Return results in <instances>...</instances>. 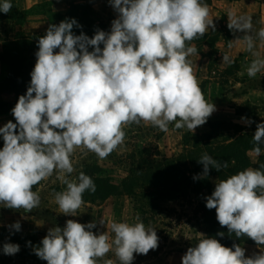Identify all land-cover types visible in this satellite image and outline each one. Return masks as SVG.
Listing matches in <instances>:
<instances>
[{
  "label": "clouds",
  "instance_id": "1",
  "mask_svg": "<svg viewBox=\"0 0 264 264\" xmlns=\"http://www.w3.org/2000/svg\"><path fill=\"white\" fill-rule=\"evenodd\" d=\"M110 3L119 14L110 32L97 30L92 38L75 35L73 27L80 26L72 19L50 24L39 38L30 86L11 110L16 122L0 127L3 206L25 212L39 207L40 196L33 188L55 173L66 185L55 193V202L62 214L75 217L84 204L83 194L96 191L92 178L83 171L70 178L76 149L105 159L123 144L124 129L131 124L144 122L163 132L173 124L194 133L216 110L205 99L189 59L198 55L190 42L203 37L209 27L215 30L208 4L202 0ZM11 10V0H0V12ZM227 17L230 30L245 33L242 39L253 57L247 75L264 72V57L256 45L257 39L264 44V27L253 34L250 15L229 10ZM223 62L233 61L225 54ZM252 138L253 151L259 156L264 123L257 124ZM198 162L203 165V177L210 168L228 167L226 161L207 153ZM206 207L216 210L217 221L230 235L246 236L264 246V170L247 168L219 180L206 198ZM135 220L112 222L108 227L114 237L110 239L107 232L97 235L91 231L95 223L69 219L63 228L49 229L34 252L47 264H99L100 258L113 251L119 264H132L134 254L147 255L159 244L156 230L146 227L139 215ZM9 227L19 231L21 225L17 221ZM19 250L18 244L3 245L5 255ZM104 264L114 261L107 259ZM182 264H264V251L246 257L238 244L229 248L205 237L187 249Z\"/></svg>",
  "mask_w": 264,
  "mask_h": 264
},
{
  "label": "trees",
  "instance_id": "2",
  "mask_svg": "<svg viewBox=\"0 0 264 264\" xmlns=\"http://www.w3.org/2000/svg\"><path fill=\"white\" fill-rule=\"evenodd\" d=\"M213 1L217 0H202V2L207 3L208 6ZM228 1L237 2L239 0ZM32 16L46 17L51 24L56 25L61 21L75 19L80 27L74 26L72 29L73 34L80 35L83 33L89 38H92L97 30H103L105 32L111 31L108 24L97 18L88 5L81 3L70 5L68 10L63 14L54 13L49 10L47 6L42 5H36L28 10H22L20 12L12 9L7 14L0 12V21L4 20L14 25L21 26ZM219 38V32L212 30L211 33L191 41L190 44L196 46L198 53H202L203 47H206L208 49L207 57L213 64L215 62L214 57L217 54L215 46ZM229 39L230 36L225 37L224 41L226 44ZM38 40L39 38L26 39L21 34H16L13 40L4 42L2 47L0 63L4 70V76L0 79V97L2 95H13L14 100L12 102H4L0 99V116L11 115L13 123L16 121L11 110L18 102V98L26 94L27 88L30 86V73L37 59L36 52L38 51ZM102 47L103 45H101V48ZM92 50L93 49L89 47V51ZM212 56L214 57L212 58ZM234 67H237L236 63H233L223 74L225 76H231V69ZM200 87L204 93L203 87ZM247 107L248 106L240 108L239 114L251 120L252 118ZM218 123L219 122L209 124V127H216ZM233 126L236 133V137L233 140L228 139L222 143H212L210 145L202 143L201 141L193 143L190 150V165L193 167V172L182 173L179 166L180 159H163L160 163L149 165L148 169L151 171L140 175V185L143 183V185L146 186V194L143 197L147 200L146 204L148 209L156 210L158 207L155 203L158 200H162L165 203H173L189 194L197 198L194 214L201 231L204 233L203 238H215L222 245L229 248L234 244H238L241 247L250 245L256 246L260 248L261 251H264V246H258L252 239L246 236L237 238L234 234L230 235L228 229L226 227H221L217 221L216 210H209L206 207V198L212 194L216 182H219V180L226 179L228 176L247 168L264 170V168L261 167L264 165V144L260 145L262 151L257 163H252L249 157V153L254 152L253 149L256 147L252 137L256 131L257 125L254 124L252 132L247 133L244 132L243 128L240 126L235 124H233ZM183 136H185V134H183ZM182 142L184 147L188 146L185 144L184 138H182ZM3 144V137L0 135V149L3 148ZM204 153H207L217 161H226L228 167L221 171L210 168L207 177L193 179L194 176L198 177L199 174H203V165L198 161ZM144 164H146V161H144ZM81 171L90 176L96 185V191L94 193L86 191L83 194L84 203H100L117 193L118 187L104 175V170L100 166L92 163L84 165L77 172L76 177ZM41 183L42 182L34 186L33 191H35ZM134 183H136L137 186L139 185L137 181H134ZM134 183L131 184V188L128 190L129 193L134 188ZM158 187H161L160 190L155 192ZM221 232L224 233L223 236L218 235V233ZM28 242H31V244L29 245ZM39 246L42 245L41 241L37 238L22 239L20 240L21 248L19 252L15 255H5L2 251L0 253V261L2 257H12L16 259H29L32 264H47L46 261L35 255L34 249Z\"/></svg>",
  "mask_w": 264,
  "mask_h": 264
},
{
  "label": "crops",
  "instance_id": "3",
  "mask_svg": "<svg viewBox=\"0 0 264 264\" xmlns=\"http://www.w3.org/2000/svg\"><path fill=\"white\" fill-rule=\"evenodd\" d=\"M101 4L103 5L102 8L92 6V9L99 11L104 16L111 15L115 19L118 18L119 14L111 4H105L103 2ZM34 5L36 4L33 3L24 10H28ZM209 9L215 28L218 27L220 29L227 26L229 10L236 15H250L253 23V34L261 27H264V0H239L237 2L217 0L209 5ZM66 11L67 7L64 3L58 2L52 5V12L54 13L63 14ZM2 22L3 20L0 22V54L2 53L4 42L13 40L16 34H21L26 39H37L46 34V30L51 24L43 16L29 17L23 25L17 26L13 24L14 26H11L10 24V28H6ZM212 30L209 27L206 34L211 33ZM244 34L243 32L232 31L227 44L224 41L225 38L220 37L215 46L217 54L214 57L215 62L213 64L207 57L208 49L206 47H203L202 53L193 55L189 59L193 62L194 74L199 82V86H202L204 89L203 94L205 99L209 103L212 102L216 108L206 123L212 124L226 121L238 125L243 128L244 132H248L247 127L251 125L249 121L252 122V120L248 118L242 120L241 118L244 116L239 114V110L242 106L249 105L258 108V111L264 114V72L258 73L255 77H249L247 75L246 69L253 57L246 50L245 42L242 39ZM256 45L257 50L264 57V44L257 39ZM225 54L233 61L231 64L223 62V55ZM233 63H236L237 66L234 74L228 76L227 79L224 78V71L230 68ZM3 76L4 70L0 63V79ZM0 99L4 102H12L14 96L2 95ZM8 121H12L11 115H1L0 127H3ZM140 125L153 127L151 124H145L144 122H141ZM183 134L182 129H176L172 124L169 125V130L164 132L160 139H158L160 152L166 155L163 159L173 160L178 156L177 153L183 147ZM72 161L75 168V171L70 177L72 179L76 178L77 172L84 165L90 164L91 162H94L93 164L98 166L100 163H106V161L103 162V159L98 158L94 153L81 149L75 150ZM65 188L66 185L61 184L55 173L52 177L42 181L41 185L35 190L40 196V204L37 207L40 214L35 213L36 208L31 212H25L23 209H10L0 204V208H3L2 216H0V229L10 231L12 234L17 235L34 234L36 230L42 229L43 234L45 228L50 227V211L52 209L60 211L55 202V193L63 191ZM7 210H9V213H7ZM79 211L81 215L90 211V220H93L92 223L96 225V233L100 232V230L101 234L105 231L109 233L110 228L108 226L112 222L118 221L115 202L110 198L100 203H84ZM17 221L21 225L19 231L9 227ZM242 248L245 249L246 257H251L261 252V249L256 246L245 245Z\"/></svg>",
  "mask_w": 264,
  "mask_h": 264
},
{
  "label": "rangeland",
  "instance_id": "4",
  "mask_svg": "<svg viewBox=\"0 0 264 264\" xmlns=\"http://www.w3.org/2000/svg\"><path fill=\"white\" fill-rule=\"evenodd\" d=\"M58 2L64 3L67 10L70 5L75 3L88 5L97 18L106 22L111 30L112 21L115 18L111 15L104 16L99 11L92 9V6L102 8V2L111 4L110 0H11L12 9L19 12L33 3L47 6L52 11V5ZM2 23L5 24L6 28H10V24L14 26L13 23L4 20ZM215 31L219 32V37L222 38L230 36L232 33V30L227 26L220 29L216 27ZM235 69L236 67L231 69V76L234 74ZM227 77L224 75V78L227 79ZM245 106H248L247 108L252 118L251 125L247 127V131L252 132L254 124L264 123V114H261L258 108L249 105ZM172 126L174 125L172 124ZM233 127V123L220 121L213 128L209 127V123H205L197 127L194 133L188 131L186 128L182 129L185 134L182 138H184L185 144L188 146H183L182 150L177 153L178 156L173 159H180L179 166L181 172H193V167L190 165V150L193 143L201 141L210 145L212 143H222L228 139L233 140L236 137ZM124 131L126 135L123 144L107 158L103 159V162L106 161V163H100L99 165L104 170V175L118 187L117 193L110 197L116 205L117 222L135 223V218L139 215L145 226L154 228L159 237L158 248L150 250L147 255L134 254L135 258L132 264H182V257L187 252V249L194 247L199 239L204 237V233L201 231L194 214L197 198L187 194L173 203H165L162 200H158L155 203L158 207L156 210L148 209L147 200L143 197L146 194V186L143 183L140 185L141 180L139 177L151 171L148 169L149 165L160 163L163 157L166 156L160 152L158 145V139H160L164 132L156 127H145L140 124H131L125 127ZM259 156L254 152L249 153L250 160L253 163H257ZM144 161H146V164H144ZM91 163L93 164L94 162ZM198 177L205 178L203 174H199ZM134 181L139 182V185L137 186ZM133 183L135 186L132 189L133 191L131 190L129 193L128 190ZM160 188L158 187L155 192L159 191ZM2 209L0 208V216H2ZM7 213H9V210H7ZM35 213L40 214L39 209L36 208ZM49 218L50 227H46L43 234L42 229L36 230L34 234L29 235L12 234L10 231L0 229V253L3 251L5 243H13L20 246V240L27 238H37L42 241L49 229L57 226L63 228L69 219L82 224L92 223L93 221L90 220V211L81 215L79 210H77L76 216L73 217L66 216L60 211L52 209ZM91 231L97 235L101 234V230L96 233V228L91 229ZM108 235L110 239L114 237V233L111 230H109ZM107 259H112L114 264H119L113 251H110L105 257L100 258L99 264H104V261ZM0 264H32V262L26 258L2 257Z\"/></svg>",
  "mask_w": 264,
  "mask_h": 264
}]
</instances>
